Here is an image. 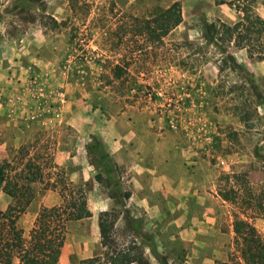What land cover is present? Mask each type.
<instances>
[{
	"label": "rangeland",
	"instance_id": "rangeland-1",
	"mask_svg": "<svg viewBox=\"0 0 264 264\" xmlns=\"http://www.w3.org/2000/svg\"><path fill=\"white\" fill-rule=\"evenodd\" d=\"M220 1L0 0V63L19 66L13 81L0 84V178L21 172L29 158L41 174L17 224L26 234L41 207H58L64 196L77 208L80 192L86 201L84 217L67 222L52 264L102 253L97 219L105 210L115 213L116 247L135 242L143 264H243L232 220L244 208L264 239V88L248 69L258 61L244 49L203 37L204 24L238 19ZM172 3L181 22L150 41L143 20ZM253 7L264 17V0ZM230 55L255 88L232 69ZM71 113L90 121L78 130L67 123ZM122 123L148 127L159 147L154 154L147 145L138 160L171 178L167 193L148 194V209L130 200L131 173L103 144ZM17 131L27 155L15 145ZM231 190L234 202L224 201L219 192ZM10 203L0 187V210Z\"/></svg>",
	"mask_w": 264,
	"mask_h": 264
},
{
	"label": "trees",
	"instance_id": "trees-1",
	"mask_svg": "<svg viewBox=\"0 0 264 264\" xmlns=\"http://www.w3.org/2000/svg\"><path fill=\"white\" fill-rule=\"evenodd\" d=\"M255 2L256 0H221L219 4L225 3L234 8L238 19L231 25L219 21L204 24L203 37L211 41L215 38L244 49L250 60H264V17L254 10ZM181 19L179 5L172 3L166 8L156 9L149 18L144 19L141 31L150 41L156 42L175 28ZM229 61L232 69L246 73L250 87L255 88L251 76L232 55L229 56ZM118 70L117 65L112 69L116 77H119ZM24 150V145L18 148L19 152ZM23 154L27 155V151ZM52 166L56 168V164L53 163ZM39 168V164L29 158L23 164L21 172L9 173L0 178L1 191L11 200L6 210H0V264H12L13 261L18 264H52L64 244L67 222L84 217L86 201L83 193L79 194L77 208L72 199L63 196V203L58 207H41L27 233L23 232L17 221L35 196L33 184L41 179ZM105 171L108 175L112 173L111 169ZM96 179L101 181L102 176L96 174ZM55 184V181L50 182V187L55 188ZM235 192H219V195L224 201L231 202L234 198H229V194L235 195ZM129 195L125 193L124 197L128 198ZM250 215L245 212V208L233 212V247L243 264H264V239L250 221ZM114 220L113 210H105L99 214L97 226L102 253L81 259L79 264H143L141 251L135 242L125 248H117L114 244L111 237Z\"/></svg>",
	"mask_w": 264,
	"mask_h": 264
},
{
	"label": "crops",
	"instance_id": "crops-1",
	"mask_svg": "<svg viewBox=\"0 0 264 264\" xmlns=\"http://www.w3.org/2000/svg\"><path fill=\"white\" fill-rule=\"evenodd\" d=\"M13 63L14 64L11 65H17V67H19L17 62L14 61ZM255 64L249 62L248 69L254 73V81L258 84L259 88H264V81H262V78H260L259 75L257 76V73L260 74L262 69H264V60L258 61ZM17 67L15 66V68L12 69V66L8 67L6 63L1 62L0 84L5 85V82L13 81V74L17 73ZM2 93H4V90ZM66 117L68 119L67 123L71 126L77 125L78 130L79 128H83L82 126L84 123H88L90 121L88 113L86 115H76V119L73 117L72 113L66 115ZM77 119L79 120L78 122ZM75 122H77V124H75ZM135 128L122 123L120 126H116L114 128V132L103 136V144L105 145L106 152H108L110 156L111 154L113 155L117 165L122 166L127 173H131L128 179V183L132 191L130 200L136 199L139 206L148 209L151 208L149 202L147 201L148 194L150 192L155 193L160 191H166L167 193L170 189L169 185L171 178L169 174L167 175L165 172L155 173L157 169L154 164L144 163L138 160L139 157L143 158L148 154L146 149L147 145H151L153 147L154 144V151L152 150L154 154H156L155 149H157L159 145L157 142H151L150 139H152V137L147 126ZM16 133L15 145L20 146L22 143V137H20L18 131ZM165 153L169 154V150ZM132 157H134L133 160ZM165 166L167 167L169 164L167 163ZM141 176L146 178L145 183L142 182L140 178Z\"/></svg>",
	"mask_w": 264,
	"mask_h": 264
}]
</instances>
